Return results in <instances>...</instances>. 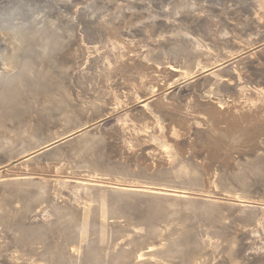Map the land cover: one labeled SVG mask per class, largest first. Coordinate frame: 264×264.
<instances>
[{
    "label": "rangeland",
    "instance_id": "rangeland-1",
    "mask_svg": "<svg viewBox=\"0 0 264 264\" xmlns=\"http://www.w3.org/2000/svg\"><path fill=\"white\" fill-rule=\"evenodd\" d=\"M0 264H264V0H0Z\"/></svg>",
    "mask_w": 264,
    "mask_h": 264
},
{
    "label": "bare ground",
    "instance_id": "bare-ground-1",
    "mask_svg": "<svg viewBox=\"0 0 264 264\" xmlns=\"http://www.w3.org/2000/svg\"><path fill=\"white\" fill-rule=\"evenodd\" d=\"M1 175V174H0ZM2 176V175H1Z\"/></svg>",
    "mask_w": 264,
    "mask_h": 264
}]
</instances>
